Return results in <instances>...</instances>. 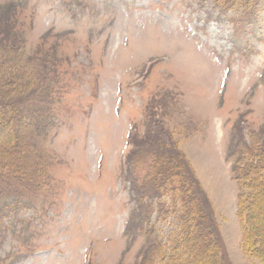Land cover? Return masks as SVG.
Instances as JSON below:
<instances>
[{"label":"rangeland","instance_id":"obj_1","mask_svg":"<svg viewBox=\"0 0 264 264\" xmlns=\"http://www.w3.org/2000/svg\"><path fill=\"white\" fill-rule=\"evenodd\" d=\"M224 1L0 0L23 55H6L2 92H49L55 124L39 188L4 215L0 264L151 260L177 230L170 195L145 180L158 156L186 158L211 203L195 158L230 215L236 152L264 130V0Z\"/></svg>","mask_w":264,"mask_h":264},{"label":"trees","instance_id":"obj_2","mask_svg":"<svg viewBox=\"0 0 264 264\" xmlns=\"http://www.w3.org/2000/svg\"><path fill=\"white\" fill-rule=\"evenodd\" d=\"M252 3L259 2L224 1V5H231L228 8L233 11ZM11 29L9 17L1 19L0 73L10 57H23ZM6 55L9 56L7 60ZM5 86L6 82L0 79V236L7 230L3 224L4 215L15 216L21 205L18 189L39 188L41 182L37 175L46 169L49 160L43 147L55 125L49 92L37 93V96L22 93L12 99V96H4L9 95L2 92ZM37 153L40 154L36 158ZM236 153L232 172L239 190L237 216L243 231L242 249L249 258L264 264V130L253 139L249 148ZM40 158L44 160L36 161ZM145 180L157 181L154 188L161 197L170 195L172 204L168 209L176 216L177 230L170 237L169 247L160 242L161 246L156 247L159 250L153 253L155 256L142 264H162L166 257L165 264H188L189 259H192L189 264H199L198 259L205 263L232 264L225 254L214 209L206 195L199 191L201 187L186 158L174 154L161 161L158 156ZM198 193L200 199L196 197ZM133 222L134 217L129 224Z\"/></svg>","mask_w":264,"mask_h":264},{"label":"crops","instance_id":"obj_3","mask_svg":"<svg viewBox=\"0 0 264 264\" xmlns=\"http://www.w3.org/2000/svg\"><path fill=\"white\" fill-rule=\"evenodd\" d=\"M190 160H191V162L194 166V169H195V171H196V173L200 179L201 184L205 187L204 189L208 190V196H209L211 203L213 205V209H214V212L216 214V217H217V220L219 223V227H220L222 237L225 240L229 256L231 257L234 264H240L241 260L238 257V254H239V252L243 253V250H242V242H239V241H241V239L243 237V231H242L241 222L237 216V206L236 205L238 204V202H236V193L234 192V195L232 197L233 201H230V203L228 202V208H230V210L232 212L230 213V215L225 214L223 210L227 209V207H226L227 202H225V203L223 201L219 202V200L218 201L216 200L215 195L212 196L211 191H212L213 185L210 186L209 182L206 184L207 181L205 180L203 175L200 174V171H199L200 169L197 170L199 165H197L196 159L195 158L192 159V157H191ZM222 164H221V167H222ZM227 181L231 182V180H229V178L227 179ZM205 184L210 186V187L208 188V186H206ZM210 188H211V191H210ZM232 192H233V190H232ZM227 217L232 219L230 221V223H232L231 226L229 224H227L229 222ZM236 249H238V252L236 251Z\"/></svg>","mask_w":264,"mask_h":264}]
</instances>
